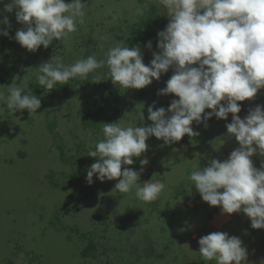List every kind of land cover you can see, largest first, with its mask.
I'll return each instance as SVG.
<instances>
[{"label":"rangeland","instance_id":"rangeland-1","mask_svg":"<svg viewBox=\"0 0 264 264\" xmlns=\"http://www.w3.org/2000/svg\"><path fill=\"white\" fill-rule=\"evenodd\" d=\"M10 3L0 2V19L7 16L11 23L9 36L0 35V92L7 96L11 86L23 87L41 99V107L30 115L27 109L12 112L0 105V264H216L203 260L198 240L217 231L241 239L248 251L246 264H264V229L252 228L243 212L222 214L221 206H210L190 179L192 171L211 159L222 162L239 147L227 134L231 113L227 120L212 116L200 124L194 121L191 127L199 135L185 134L170 145L152 136L133 165H122V170L143 167L141 183L165 184L154 202L138 199L135 189L120 194L115 189L119 178L101 182L94 175V183L86 180L90 165L99 159L88 153L104 138L103 123L150 125L149 105L155 102L154 110H167L179 99L158 95L173 67L143 89L114 85L106 64L87 80L76 78L51 91L37 84L39 65L53 56L65 65L89 55L106 60L107 49L121 41L139 45L149 64L153 52H159L158 32L169 23L159 0H85V23L63 42L54 39L35 52L13 38L23 25L16 21L15 8L6 10ZM238 103L237 115L244 118L249 109L264 105V88ZM145 158L148 163L142 166ZM251 159L257 168L264 164L259 154Z\"/></svg>","mask_w":264,"mask_h":264},{"label":"clouds","instance_id":"clouds-1","mask_svg":"<svg viewBox=\"0 0 264 264\" xmlns=\"http://www.w3.org/2000/svg\"><path fill=\"white\" fill-rule=\"evenodd\" d=\"M159 3L169 23L158 32L159 52H153L149 64L143 62L139 45L129 47L121 41L107 49L106 60L89 55L65 65L59 56H53L39 65L37 84L51 91L57 84L65 85L76 78L87 80L90 73L106 64L114 85L143 89L173 67V75L158 95L175 94L179 99H173L167 110H154L155 102L149 105L150 125L122 127L116 122L103 123L104 138L88 153L99 159L90 165L87 182L94 183V175L101 182L119 178L115 189L120 194L135 189L138 199L154 202L165 184L159 180L141 183L143 167L140 171L130 167L122 170V165H133V158L148 150L146 141L152 136L170 145L181 141L185 134L198 136L199 132L191 127L194 121L200 124L212 116L227 120L231 113L227 134L235 137L239 147L222 162L211 159L206 167L192 171L190 179L210 206H221L222 214L243 212L252 228L264 229V164L257 168L251 159L256 154L264 156V105L249 109L244 118L237 115L241 112L238 102L255 98L264 88V0ZM5 7L9 12L16 9V21L23 27L16 30L13 38L29 52L40 46L48 48L54 39L63 42L77 31L78 24L85 23V0H11ZM0 25L6 26L0 28V35L9 36L11 23L7 16L0 19ZM146 47L151 49V41ZM8 92L7 96L0 92V105L12 112L27 109L32 115L41 107V99L31 90L11 86ZM139 119L144 120L142 112ZM147 163L146 158L140 160L142 166ZM198 244L205 261L246 264L248 251L237 236L212 232L200 237Z\"/></svg>","mask_w":264,"mask_h":264},{"label":"trees","instance_id":"trees-1","mask_svg":"<svg viewBox=\"0 0 264 264\" xmlns=\"http://www.w3.org/2000/svg\"><path fill=\"white\" fill-rule=\"evenodd\" d=\"M99 113H100V112H96L95 115L101 117L102 120L106 119L107 116H106L105 114H104V116H101V114H99ZM90 245H91V243H90ZM90 245H89V246H90ZM89 246H88L87 250L89 249ZM87 250H86V251H87Z\"/></svg>","mask_w":264,"mask_h":264}]
</instances>
